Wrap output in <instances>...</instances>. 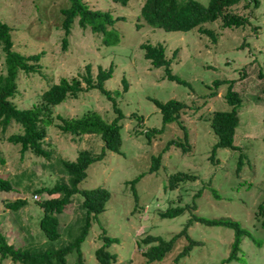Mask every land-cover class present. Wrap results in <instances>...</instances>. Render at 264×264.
I'll list each match as a JSON object with an SVG mask.
<instances>
[{
    "label": "rangeland",
    "instance_id": "374dc122",
    "mask_svg": "<svg viewBox=\"0 0 264 264\" xmlns=\"http://www.w3.org/2000/svg\"><path fill=\"white\" fill-rule=\"evenodd\" d=\"M84 1L91 8L123 17L113 24L120 38L118 43L107 45L103 32L83 28L75 18L67 43L62 46L65 32L61 8L68 6L69 0H0V19L12 27V48L26 55L42 52L36 71L18 72V87L12 100L19 107L40 103L41 92L62 76H77L85 86L82 76L86 64H90L93 78L99 66H113L112 76L104 81V86L123 113L119 119L120 151L105 150L102 158L88 165L85 178L78 183L79 188L104 186L110 191L104 210L93 216L81 243L84 264H100L95 249L103 244L102 232L118 237L107 247L117 253L115 264H221L230 251L233 228L196 220L187 231L202 242L193 245L177 262L175 255L188 242L184 235L159 260L147 262L141 252L149 246L141 241L145 234L168 239L184 227L191 215L186 209L176 216L162 217L160 211L169 205L192 202L197 205L198 215L236 219L250 230L251 235L242 237L239 258L225 264H264V245L252 240L264 239V211L259 210V204L264 205V76L258 75L260 69L264 73V0L253 12V22L260 25L257 30L224 27L220 19L204 22L203 26L215 32L216 41L197 27L182 31L150 26L140 16L144 0H129L126 5L113 0ZM246 40L248 44L240 47ZM147 41L164 44L172 73L187 83L168 79L164 67L150 64L140 47ZM4 56L0 41V73L5 71ZM122 78L126 79L127 88ZM215 79H232V87L242 96L234 134L240 150L218 147L216 163L209 158L217 140L210 116L214 110L230 109V105L224 97L228 82L216 86ZM152 98H176L196 105L181 114L191 144L189 151L184 152L173 143L167 146L170 139L183 141L184 129L177 121L163 123ZM112 102L99 89L90 88L54 105V120L46 126L42 144L49 150L48 157L31 150L21 154L20 145L7 140L9 134L21 130L18 123L11 121L4 129L0 127V155L4 159L0 161V176L8 178L13 186L10 190L0 189V223L8 242L39 248L48 244L57 247L68 239V228L77 224L82 215L80 192L72 196L59 215L61 236L50 241L38 226L42 215L38 202L49 194L34 191L67 179L60 158L73 160L84 148L100 152L103 141L98 133L78 136L64 132L58 127L56 114L75 117L95 110L110 121L116 115ZM153 128L158 130L148 139L147 131ZM240 152L242 164L236 172ZM159 153L158 168L149 171L152 156ZM177 171L195 174L196 178H186L170 188L169 175ZM198 190L201 193L195 194ZM17 197H25L26 204L17 210L5 205ZM0 264L21 263L2 258Z\"/></svg>",
    "mask_w": 264,
    "mask_h": 264
},
{
    "label": "trees",
    "instance_id": "16d2710c",
    "mask_svg": "<svg viewBox=\"0 0 264 264\" xmlns=\"http://www.w3.org/2000/svg\"><path fill=\"white\" fill-rule=\"evenodd\" d=\"M122 5H126L129 0H113ZM70 4L61 8L63 13L62 27L65 35L62 38V46H65L68 40L74 19L77 18L78 24L85 28L89 27L92 31H101L104 33V42L116 44L120 38L113 24L122 16H113L108 10L91 8L84 0H69ZM261 0H208L206 4L200 0H144L140 7V16L143 21L152 27H160L164 30H182L187 31L197 27L202 33L208 34L213 41H216L215 32L203 26L204 22H214L221 20L224 27H236L240 29L252 28L257 30L260 25L253 22L254 10L262 5ZM244 9V12H240ZM138 25V24H137ZM12 27L5 21L0 19V41L4 51L5 71L0 73V127L4 129L7 124L14 121L20 125L21 130L9 134L6 138L9 142L20 145V152L23 154L26 150H31L36 155L48 157L49 150L43 147V140L47 133L46 126L54 120L53 106L63 101L66 97H76L78 92L83 89L97 88L107 98L112 99L113 109L116 115L110 120H105L102 115L95 111H86L80 116L65 117L56 114L60 120L58 127L64 132L81 136L85 133H98L103 141L100 152L93 153L91 149L84 148L78 151L75 159L60 158V165L66 174V180H58L51 186H40L34 192H47L48 197L41 199L39 206L42 209V215L38 220V226L41 232L48 240L58 239L62 232L60 227V213L63 212L65 206L72 200V196L80 192L82 199L80 208L82 215L78 218L77 224L70 226L68 229V239L64 244L57 247L51 244L42 247L31 246H15L7 241L6 236L1 228L0 223V259L9 258L13 262L21 264H84V258L81 251V243L88 234L89 227L92 224V218L96 213L101 212L105 208L106 202L110 198V191L104 186H96L93 188H79L78 183L85 178L88 165L105 154V150L120 151L121 124L119 119L123 115L121 108L116 104L112 92L104 86V81L112 76L113 66L108 68L98 67L95 78L91 74L90 64H86V73L82 76L85 86L79 77L71 79L65 76L60 77L57 82H53L41 92V102L35 103L30 107H19L12 98L17 91L18 72L36 71L39 66V59L42 52L32 54H22L12 48L13 40L11 37ZM246 42V43H245ZM241 43L248 44L247 40ZM144 50L143 56L150 61L154 67H164V74L170 80L180 83L187 81L171 71V59L166 56V47L161 42L152 43L144 42L140 44ZM251 62V61H250ZM247 66H242L246 68ZM258 75L264 76L260 69ZM124 88H127V81L122 78ZM214 84L228 82L227 90L224 94L225 100L230 105L228 110H214L210 116V127L217 135V140L213 143L209 158L212 162L218 161L216 157V149L218 147H227L230 149H239L240 146L235 143V129L239 123L238 110L242 104V96L238 90L232 87V79H215ZM115 93H119L118 90ZM152 101L159 108L163 123L177 121L184 129V140L178 141L170 139V143L182 147V151H189L191 144L188 141L187 129L181 122V114L187 108H194L196 105H189L183 100L169 98L160 100L152 98ZM202 115H199L201 118ZM156 128L147 131L148 139ZM152 164L149 171L158 168L161 161V153L152 156ZM0 161L4 159L0 155ZM242 153H239L236 164V172L241 169ZM138 177H136L137 179ZM186 178H196L195 174L189 172L177 171L169 175L168 186L175 188L177 184ZM135 180V179H134ZM132 180V182L134 181ZM12 183L8 178L0 176V189H12ZM212 192H217L212 188ZM198 190L195 194H200ZM53 194V195H51ZM55 194V195H54ZM180 199V198H179ZM27 202L25 197H17L13 200L6 201L5 205L12 210H17ZM196 203L173 204L169 205L165 210L160 211L162 217H173L184 210L188 209L191 213L184 227L166 239L161 235L147 233L141 237V241L147 244L146 249L142 250V254L146 257V261L161 259L173 245V242L181 235H184L188 242L175 255L174 261L177 262L181 256H184L195 244L202 241L190 237L187 228L193 221H200L208 225H223L233 228V240L230 244L228 255L222 259L221 264L239 258L240 243L244 235H251L250 230L243 227L236 219L229 217H206L198 215ZM260 212L264 211V205L259 204ZM103 244L95 249V257L100 264H115L117 253L109 250L107 247L113 242L118 241V237L110 236L102 232ZM253 242L258 245H264V239L252 237ZM74 252V253H72ZM176 264V263H175Z\"/></svg>",
    "mask_w": 264,
    "mask_h": 264
},
{
    "label": "built area",
    "instance_id": "2783aa9c",
    "mask_svg": "<svg viewBox=\"0 0 264 264\" xmlns=\"http://www.w3.org/2000/svg\"><path fill=\"white\" fill-rule=\"evenodd\" d=\"M36 194H37V193H34V197H35V198H37V197H36V196H37ZM36 200H39V199H36Z\"/></svg>",
    "mask_w": 264,
    "mask_h": 264
}]
</instances>
